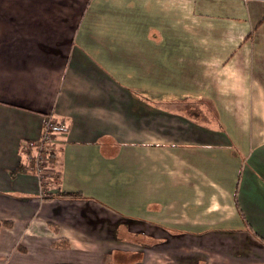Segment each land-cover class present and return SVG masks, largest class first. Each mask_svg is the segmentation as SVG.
<instances>
[{
	"label": "crops",
	"instance_id": "0c3cea01",
	"mask_svg": "<svg viewBox=\"0 0 264 264\" xmlns=\"http://www.w3.org/2000/svg\"><path fill=\"white\" fill-rule=\"evenodd\" d=\"M0 264H264V0H0Z\"/></svg>",
	"mask_w": 264,
	"mask_h": 264
},
{
	"label": "built area",
	"instance_id": "2783aa9c",
	"mask_svg": "<svg viewBox=\"0 0 264 264\" xmlns=\"http://www.w3.org/2000/svg\"><path fill=\"white\" fill-rule=\"evenodd\" d=\"M66 129L65 121L47 118L44 120L40 136L23 143L21 150L25 152L30 168L38 176H44L48 170L54 137Z\"/></svg>",
	"mask_w": 264,
	"mask_h": 264
},
{
	"label": "trees",
	"instance_id": "16d2710c",
	"mask_svg": "<svg viewBox=\"0 0 264 264\" xmlns=\"http://www.w3.org/2000/svg\"><path fill=\"white\" fill-rule=\"evenodd\" d=\"M51 154H52V152L50 153V156H49V158L51 157ZM51 159V158H50ZM23 168L21 167V166H18V168H17V170H22ZM62 195H68V193H64V192H62L61 193Z\"/></svg>",
	"mask_w": 264,
	"mask_h": 264
},
{
	"label": "rangeland",
	"instance_id": "374dc122",
	"mask_svg": "<svg viewBox=\"0 0 264 264\" xmlns=\"http://www.w3.org/2000/svg\"><path fill=\"white\" fill-rule=\"evenodd\" d=\"M42 132V131H41ZM41 134V133H40Z\"/></svg>",
	"mask_w": 264,
	"mask_h": 264
}]
</instances>
